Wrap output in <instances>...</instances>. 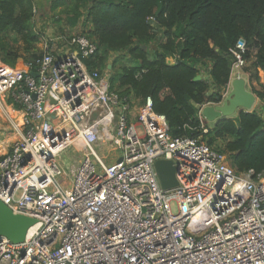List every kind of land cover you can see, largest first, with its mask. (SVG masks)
<instances>
[{
    "label": "built area",
    "instance_id": "1",
    "mask_svg": "<svg viewBox=\"0 0 264 264\" xmlns=\"http://www.w3.org/2000/svg\"><path fill=\"white\" fill-rule=\"evenodd\" d=\"M54 40L59 52L49 40L34 62L0 64V112L17 136L0 151V202L34 220L20 243L0 238V264H264V176L236 174L201 136L172 137L150 98L132 118L83 63L96 45ZM245 49L239 39L229 50L231 70ZM209 104L197 107L203 134ZM102 138L119 161L97 154ZM70 148L81 158L65 186ZM157 160L175 165L174 189L160 187Z\"/></svg>",
    "mask_w": 264,
    "mask_h": 264
},
{
    "label": "trees",
    "instance_id": "2",
    "mask_svg": "<svg viewBox=\"0 0 264 264\" xmlns=\"http://www.w3.org/2000/svg\"><path fill=\"white\" fill-rule=\"evenodd\" d=\"M58 8L71 28L81 18L89 23L82 35L96 52L83 63L99 76L110 65L109 91L120 100L131 107L150 98L172 137L201 136L236 174L264 176V122L257 111L202 121L204 134L197 116L198 106L221 99L234 61L229 50L239 39L246 45L243 72L256 82L258 71L264 73V0H54L50 10ZM35 15L34 0H0L5 64L43 55ZM11 44H19L24 55ZM253 92L264 103V85Z\"/></svg>",
    "mask_w": 264,
    "mask_h": 264
},
{
    "label": "water",
    "instance_id": "3",
    "mask_svg": "<svg viewBox=\"0 0 264 264\" xmlns=\"http://www.w3.org/2000/svg\"><path fill=\"white\" fill-rule=\"evenodd\" d=\"M144 48V47H143ZM196 76L194 80H199ZM255 95L245 86V81L234 78L230 81L229 91L216 102L206 105L201 110L204 121L214 123L220 118H232L240 112H249L254 105ZM119 161V159L117 160ZM160 187L170 190L177 187L175 178V165L168 160H157L154 163ZM34 223V220L23 215L13 214L0 202V238L4 237L11 243H20L26 230Z\"/></svg>",
    "mask_w": 264,
    "mask_h": 264
},
{
    "label": "crops",
    "instance_id": "4",
    "mask_svg": "<svg viewBox=\"0 0 264 264\" xmlns=\"http://www.w3.org/2000/svg\"><path fill=\"white\" fill-rule=\"evenodd\" d=\"M53 1L54 0H34L35 10H36V15H35L34 19L36 22V28H40L43 31L42 40L37 45V48L39 50H43L45 44L48 43L49 40H53V42H55L53 44L54 45L53 49L56 53V52H59V51H57L58 49L60 50L61 42L55 41L54 39H58L61 37L73 36V35H82L90 29V25H89V23L84 24L83 20L81 18L80 22L75 27H73V28L69 27L67 24L66 18L63 15H60V14L58 15V11L60 10L58 8L57 10L53 11V12H56V14H57V15L55 14V16H53V17H54V20L56 18V20H55L56 25L61 30H59V33L53 34L54 32L53 33L50 32V29H52L51 25L52 24L55 25V24L53 23V21H51V20H53V19H51L52 17H49L46 14L47 3L49 2L48 4H49V9H50V6H51ZM11 37H12V35H11ZM14 48H15V46H14ZM22 61L23 60L21 58L15 60L13 62L14 66H11V67L20 66L23 63ZM17 62H19V63H17ZM1 63L5 64L2 60V55H0V64ZM8 66H10V65H8ZM107 70H110V65L107 66ZM107 72L108 71H106V73ZM109 75H110V73L108 72L105 76H102V81H104L108 84ZM237 77L242 78L245 81L246 88L248 90H251L252 92H253V89L254 90H260L261 86L264 85V73L260 70L258 71L259 80L257 82L250 80L248 78L249 77L248 74L244 73L242 68H233L231 70L229 82L232 79L237 78ZM253 94H254V92H253ZM254 95L256 97L255 102H254L253 108L249 112H251L253 110L257 111L258 114L261 116L263 122H264V103H262V101L256 96V94H254ZM138 109H139V106H137L136 104L134 105V103H133V106H131V112H130L132 118L137 114ZM234 116H236V115H234ZM8 129H9L8 123L5 121L4 116L0 112V144H2L0 146V151H3L2 146H4L5 148H8L9 145H11L17 137V136L15 137L13 134H10L7 136ZM5 135H6V137H5ZM102 146H104V144H102ZM76 166L74 165L73 169H75Z\"/></svg>",
    "mask_w": 264,
    "mask_h": 264
},
{
    "label": "rangeland",
    "instance_id": "5",
    "mask_svg": "<svg viewBox=\"0 0 264 264\" xmlns=\"http://www.w3.org/2000/svg\"><path fill=\"white\" fill-rule=\"evenodd\" d=\"M48 3L46 5V14H47V16L52 17L51 19H53V20H51V21H53V23L55 24V25H53V24L51 25L52 26V29H50V32H52V33L54 32L53 34L59 33V30H61V29L59 27H57L56 21H55L56 18L54 20V17H53V16H55L56 12H53V11H51L49 9V4ZM9 36H11V35L9 34ZM3 41L4 42H7L8 40H7V38H5V39L4 38L3 39L0 38V44H4ZM14 46L16 48V52L17 53L23 54V52L21 51V48H20L21 46L19 44L18 45H12L11 44V48H14ZM17 63H19V62H17ZM245 65H246V62H245ZM243 67H240V68H243ZM106 71H108V70L102 71V73L100 74V77L105 76L108 73V72L106 73ZM110 77L111 76L109 75L108 78H110ZM136 105L139 106L138 103H136ZM206 123L207 124H211V122H209V123L206 122ZM8 134L9 133H7V136H8ZM5 137H6V135H5ZM100 142H101V145L104 144V146H101L100 148L99 147L96 148L97 154L105 161L106 164L115 163L119 159V157L121 155V150L118 149V148H116L115 146H110L109 145V141L107 140V138H102L100 140ZM100 142H98V143L100 144ZM80 158H81L80 154L77 153V152H75V150L73 148H70L67 151H65V153L59 158V162L62 163L63 164V167L65 168V172L63 174V177L61 179H59V181L62 182V183H64L65 186H68L69 185V182H70V179H71V175H72V171H73V166L74 165L75 166L77 165V163L80 160ZM171 209H172L173 212L176 211V208H175V205L174 204L172 205V208Z\"/></svg>",
    "mask_w": 264,
    "mask_h": 264
},
{
    "label": "bare ground",
    "instance_id": "6",
    "mask_svg": "<svg viewBox=\"0 0 264 264\" xmlns=\"http://www.w3.org/2000/svg\"><path fill=\"white\" fill-rule=\"evenodd\" d=\"M100 142V141H99ZM102 145H101V142H100V144L98 143V147L100 148Z\"/></svg>",
    "mask_w": 264,
    "mask_h": 264
}]
</instances>
